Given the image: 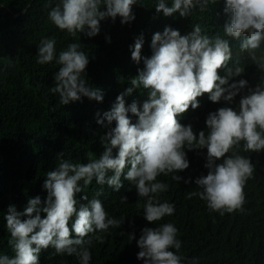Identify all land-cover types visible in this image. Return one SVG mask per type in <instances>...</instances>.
Returning a JSON list of instances; mask_svg holds the SVG:
<instances>
[{
    "label": "clouds",
    "instance_id": "9594fccd",
    "mask_svg": "<svg viewBox=\"0 0 264 264\" xmlns=\"http://www.w3.org/2000/svg\"><path fill=\"white\" fill-rule=\"evenodd\" d=\"M137 3L138 0H59L51 7L49 0V19L72 37L78 33L94 37L100 32V22L108 17L115 20L119 16L123 24L134 21L133 6ZM208 3L209 0H173L169 7L166 0H158L156 10L165 16L179 12L186 17L197 7L203 10ZM102 6L106 10H101ZM224 12L228 16L224 34L239 40L241 49L250 51L252 62L264 73V0H226ZM143 44L141 35L135 41L132 59L138 64L143 59L145 67L131 80L132 87L120 94L111 110L97 121L108 128L101 136L104 153L99 159L89 157L87 164L61 159L56 170L46 174L43 186L48 196L43 206L39 196L29 199L23 211L9 206L6 221L15 257L0 255V264H39L41 251L49 247L55 249V254L75 255L80 264H95L96 258L103 262L104 252L95 242L104 243V237L97 233L120 227L121 221L109 217L104 207L107 201L96 198L102 195V188L91 200L84 195L83 200L88 202L81 204L79 211L76 194L91 185L94 178L97 184L119 191L123 187L121 175L130 165L125 178L139 197L146 199L143 206L137 203L136 208L144 212L149 223L161 221L174 214L175 205L161 202L160 194L167 192L169 185L157 178L171 175L172 180L181 181L183 178L177 173L190 166L186 149L206 148L208 169L207 175L195 180L200 191L189 192L187 198L198 196L210 212L220 215L245 211V189L254 178L255 165L240 153L264 151V75L255 88L249 87L245 79L232 82L245 69L239 61L229 66V40L218 34L215 38L202 34L199 24L187 36L171 27L155 33L150 58L141 56ZM82 47L71 43L57 58L55 39L45 38L39 44L37 63L44 65L55 60L62 66L51 88L52 93L59 94L61 105L80 101L82 96L99 102L104 99L101 89L89 86L83 76L89 56ZM221 70L225 71L224 76L220 75ZM141 86L148 90V99L142 107L136 101L126 106L125 95ZM246 88L238 109L221 107L208 115L207 133L201 130L197 135L191 124L182 125L178 119L190 108H199L198 97L204 94L215 103H232ZM129 112L138 117L136 123L129 118ZM113 121L115 127H111ZM114 148H118L115 157ZM110 171L113 174L109 176ZM185 183H191V178ZM119 199L121 203L128 202L125 195ZM41 213H46V217L42 218ZM178 231L171 222L144 228L137 241V262L182 264L184 258L177 254L182 246Z\"/></svg>",
    "mask_w": 264,
    "mask_h": 264
},
{
    "label": "trees",
    "instance_id": "16d2710c",
    "mask_svg": "<svg viewBox=\"0 0 264 264\" xmlns=\"http://www.w3.org/2000/svg\"><path fill=\"white\" fill-rule=\"evenodd\" d=\"M57 3L59 0H51V7ZM172 3L173 0H166L167 6L171 7ZM157 4L158 0H138L133 6L134 21L123 24L119 16L115 20L108 17L100 22L98 35L89 37L78 33L72 37L49 19V0H0V255L15 257L6 221L10 205L23 211L29 199L39 196L43 206L48 196L43 186L46 174L56 170L61 159L87 164L89 157L99 159L104 153L101 136L108 128L97 121L111 110L120 94L132 87L131 80L145 67L143 59L139 64L132 59L135 41L141 35L144 38L141 56L150 58L155 33H163L171 27L187 36L199 24L202 34L211 38L218 34L229 40L232 50L229 66L239 61L245 69L242 76L232 82L245 79L252 88L261 83L264 73L252 62L250 51L242 50L239 40L224 34L228 20L224 12L226 0L215 3L209 0L203 10L197 7L186 17L179 12L165 16L162 11L157 12ZM101 10H106V6ZM45 38L56 40L57 58L71 43L83 46L81 50L89 56L83 76L89 86L101 89L102 102L82 96L80 101L68 105L59 103V94L52 93L51 88L62 66L55 60L44 65L37 63L39 44ZM220 75L224 76L225 71L221 70ZM246 94L247 88L232 103L223 100L215 103L204 94L198 97L199 108H190L178 119L182 125L191 124L197 135L201 130L207 133L208 115L221 107L238 109L240 99ZM147 99L148 90L142 86L125 95L126 106L136 101L142 107ZM128 115L133 123L137 122L138 117L130 112ZM104 123L107 124V120ZM115 126L113 121L111 127ZM186 152L190 166L177 173L183 178L181 181L172 180L171 175L157 178L169 185V190L160 194L161 202L174 204L175 212L156 223H149L144 212L136 208L137 203L143 206L146 199L140 198L131 181L125 178L130 165L121 175L123 187L119 191L107 184H97L94 178L91 185L76 194L79 211L80 205L88 202L83 196L91 200L102 188V195L96 198L107 201L104 207L109 217L121 221L120 227L97 233L104 237V243L95 242L104 252V261L96 258L95 264H144L136 260L140 251L137 241L143 229L169 222L179 230L177 238L182 246L177 254L184 258L182 264H264V151H241L240 154L249 157L255 165L254 178L245 189V211L224 215L210 212L206 202L198 196L187 198L189 192L200 191L195 180L207 175L208 169L205 168L206 148L186 149ZM117 154L118 148H114L113 156ZM189 178L191 183H185ZM123 195L128 202L121 203L119 197ZM41 216L46 217V213ZM133 235L135 239L131 241L129 237ZM39 264H80V261L75 255L55 254V249L49 247L41 251Z\"/></svg>",
    "mask_w": 264,
    "mask_h": 264
},
{
    "label": "bare ground",
    "instance_id": "6f19581e",
    "mask_svg": "<svg viewBox=\"0 0 264 264\" xmlns=\"http://www.w3.org/2000/svg\"><path fill=\"white\" fill-rule=\"evenodd\" d=\"M70 225H72V224H70ZM131 241H132V239H131Z\"/></svg>",
    "mask_w": 264,
    "mask_h": 264
}]
</instances>
